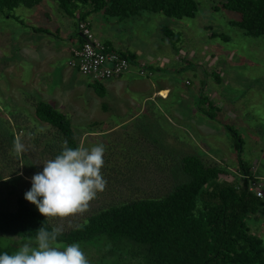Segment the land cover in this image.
I'll return each instance as SVG.
<instances>
[{"label":"trees","instance_id":"1","mask_svg":"<svg viewBox=\"0 0 264 264\" xmlns=\"http://www.w3.org/2000/svg\"><path fill=\"white\" fill-rule=\"evenodd\" d=\"M54 1L60 11L76 18L80 32V23L88 22L87 18L96 13L119 21L143 13L173 19L195 18L202 0ZM42 2L0 0V16L28 27L14 11L19 7L34 8ZM213 9L238 14L239 20L233 25L246 36H264V0H215ZM32 30L48 34L44 29ZM163 32L165 40L177 49L181 35L166 28ZM121 54L132 65L135 58ZM2 75L0 67V80ZM90 85L99 97L105 96L101 82L93 81ZM24 97L25 102L31 103L37 123L48 128L47 134L35 139L31 152L26 150L18 156L13 150L16 131H26L21 123L30 117L24 106L14 110L2 108L0 98V254H12L22 243L34 240L42 226L49 231L60 226L63 233L56 246L79 242L91 264H264L263 240L253 235L248 225L263 204V198L248 189L249 181L257 179L251 166L241 160L239 173L232 174L227 166L208 162L196 152L175 151L165 143L166 132L158 119H146L148 123L144 122L141 131H134L131 126L143 117L129 125L102 131V137L122 133L113 139V144L107 143L111 139L103 143L106 190L97 194L100 198L92 200L86 212L77 214L82 219L72 225L64 224L69 217L45 219L34 204L25 200L28 189L24 192L18 186L24 181L19 175L21 162L25 176L31 179L43 170L46 154L54 159L65 140L75 148L82 145V138L66 114L38 96ZM230 130L241 155L244 142L237 131ZM46 139L50 140L40 150ZM119 140L120 144L131 141L130 146L117 144ZM118 146L124 149L117 152ZM116 155L122 158L127 170L121 169L122 160H115ZM114 184L118 193H112Z\"/></svg>","mask_w":264,"mask_h":264},{"label":"rangeland","instance_id":"2","mask_svg":"<svg viewBox=\"0 0 264 264\" xmlns=\"http://www.w3.org/2000/svg\"><path fill=\"white\" fill-rule=\"evenodd\" d=\"M214 1L202 0L195 18L173 19L162 14L143 13L119 21L96 13L91 18L92 26L115 47L119 43L121 49H130L139 62L144 60L151 65L153 58L162 67V57L171 62L162 76V81L170 88V97L166 101L156 100L165 115H157L153 104L147 103L146 110L150 113L146 111L147 117L131 126L134 131H141L144 122L150 119L148 117H160L158 120L166 132L164 141L175 151L196 152L208 162L227 166L232 174L239 173L242 160L253 167L264 192V36H246L233 25L239 15L222 9L215 11ZM14 15L28 27L0 16V67L3 73L0 98L2 108L14 110L24 106L25 114L30 117L21 123L26 131L15 130L16 138L31 152L30 149L35 148V139L47 134V125L37 123L31 103L25 102L24 95L27 94L40 97L66 114L81 136L82 145L90 147L109 139L112 141L107 143L113 144V139L121 132L99 136V132L114 128L112 125L119 122L112 120V114L101 108L102 104L112 103L111 96L100 98L89 91L90 78L73 71L68 66L67 53L61 51L66 38H76V18L60 11L54 0H43L34 8L19 7ZM96 23H101V29ZM34 27L44 29L48 34L35 33ZM163 28L181 35L179 48L186 53L181 56L184 61H175L176 51L165 40ZM192 51L194 54L190 57ZM180 67L185 69L179 70ZM111 81L103 84L107 86ZM181 95L186 98L182 99ZM129 96L137 98L132 93ZM140 106L138 103L134 108ZM194 107L204 109L209 115H195ZM4 116L9 118V114ZM230 129L237 131L244 142L241 155L235 148L236 140ZM49 140L41 143L40 150ZM130 143L123 144L122 141L120 145L126 147ZM123 149L118 146L116 151ZM49 157L46 154L44 162ZM115 160L122 158L116 155ZM22 164L19 175L23 173L20 176L24 181L18 186L25 192L31 187V179L25 176ZM119 165L122 170H127L123 160ZM112 188V193H118L115 184ZM80 219L81 215L75 214L64 224L72 225ZM248 225L251 233L264 243V198L257 215L248 220ZM57 247L63 249L64 246Z\"/></svg>","mask_w":264,"mask_h":264},{"label":"clouds","instance_id":"3","mask_svg":"<svg viewBox=\"0 0 264 264\" xmlns=\"http://www.w3.org/2000/svg\"><path fill=\"white\" fill-rule=\"evenodd\" d=\"M61 147L62 151L31 177V187L24 194L45 219L83 214L107 186L102 172L106 152L103 143L73 148L65 140ZM13 150L18 156L26 151L19 138L14 140ZM36 233L34 240L22 243L12 254H0V264H91L79 242L63 249L56 246L62 227L53 226L49 231L42 226Z\"/></svg>","mask_w":264,"mask_h":264},{"label":"crops","instance_id":"4","mask_svg":"<svg viewBox=\"0 0 264 264\" xmlns=\"http://www.w3.org/2000/svg\"><path fill=\"white\" fill-rule=\"evenodd\" d=\"M93 15L94 14H92V16L90 15L87 18V21L91 24V26L93 24V22L91 20ZM96 25L99 27V29H101L100 28L101 23H96ZM92 30L94 32L95 37L98 40H100L101 42H103L109 48V50L121 52L124 54H131V56H133L135 58L133 60V63L131 65L129 71H127V73H125L121 78L111 81L107 86L102 83L103 88L105 90V96L103 98L107 97V95H110L111 99H112V103H110L109 105L102 104L101 108L112 114V118H111L112 120L115 119L117 122L119 120L118 123H115L112 126L119 128V127L124 126V125H129L130 123L134 122V120L137 118L146 116V111H147L146 110V107H147L146 104L147 103L153 104L154 108L156 109L157 115L162 114L164 116L165 112L164 113L161 112L160 108L158 107V105L156 103V100H157V98H160L162 101H166L170 97V94H171L170 88L167 87V85H166V83H164V81H162L163 80L162 76L164 74L163 72L165 71V67L170 65V63H171L170 60L166 57H162L164 67H162L160 64L157 65L158 62H156V59H153V58L151 60V62H152L151 65H147L146 61H144V60L143 61L141 60V62H139L138 58L132 52H130L131 51L130 49L127 51L124 50L123 48L121 49L120 47H118L119 43H116L117 47H115L113 42L105 39L104 34L100 33V35H99V33L95 32L96 29L94 30L93 26H92ZM82 41H83V37H82L81 33L79 31H77L75 39H74V37L66 38V42H65L66 45L61 46L62 47L61 51L63 53H67V56L69 59L70 54H71L70 53L71 49L73 47H76V46L82 44ZM179 45H180V43L177 45V49L174 48L176 51V54H174V59H175V61L180 62L181 60L184 61V59H181V56H183V55L186 56V53L183 51V49L179 48ZM178 53H179V55H178ZM193 54H194V51H192V53L190 54V57ZM188 64H189V62H188ZM187 67L189 68V65ZM181 69L183 70L185 68L180 67L179 70H181ZM73 71H75V70H73ZM142 72H143V74H142ZM76 73H78V72H76ZM90 80L91 79H88V81H90ZM91 83L92 82L90 81V84ZM90 84L88 85V90L92 91L96 94L94 89L91 88ZM130 93H132V96H137V98L134 99L133 97L129 96ZM181 98L185 99L186 97H185V95H181ZM202 99L205 100V98H202ZM138 103H140V105H141L140 108H138V109L134 108V106H136ZM194 109H195L194 110L195 115L204 114L200 108L197 109L196 107H194ZM147 112L150 113L149 111H147ZM148 118L158 119L160 117L155 118V116H150ZM109 128H113V127H109ZM99 133L104 134V132H102V131ZM251 168H253V167L251 166ZM253 173L255 175L254 171H253ZM255 177H256V175H255Z\"/></svg>","mask_w":264,"mask_h":264},{"label":"built area","instance_id":"5","mask_svg":"<svg viewBox=\"0 0 264 264\" xmlns=\"http://www.w3.org/2000/svg\"><path fill=\"white\" fill-rule=\"evenodd\" d=\"M79 28L84 42L71 49L68 61L70 68L90 78L92 82L101 83L119 79L129 71L131 63L128 58L119 52L107 50L105 44L95 37L89 22H81ZM248 189L259 198H264L259 180H250Z\"/></svg>","mask_w":264,"mask_h":264},{"label":"flooded vegetation","instance_id":"6","mask_svg":"<svg viewBox=\"0 0 264 264\" xmlns=\"http://www.w3.org/2000/svg\"><path fill=\"white\" fill-rule=\"evenodd\" d=\"M2 235H0V237H1ZM2 238V237H1Z\"/></svg>","mask_w":264,"mask_h":264}]
</instances>
